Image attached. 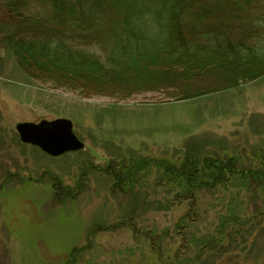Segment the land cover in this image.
<instances>
[{
	"label": "rangeland",
	"instance_id": "rangeland-1",
	"mask_svg": "<svg viewBox=\"0 0 264 264\" xmlns=\"http://www.w3.org/2000/svg\"><path fill=\"white\" fill-rule=\"evenodd\" d=\"M11 1L0 0V264H70L77 249L72 264H264V75L60 82L15 55L36 32ZM19 9L48 23L37 3ZM105 37L75 47L104 61ZM254 37L264 48V27ZM59 118L84 150L50 157L16 132ZM219 163L234 168L212 185Z\"/></svg>",
	"mask_w": 264,
	"mask_h": 264
},
{
	"label": "trees",
	"instance_id": "trees-1",
	"mask_svg": "<svg viewBox=\"0 0 264 264\" xmlns=\"http://www.w3.org/2000/svg\"><path fill=\"white\" fill-rule=\"evenodd\" d=\"M32 3L41 5L48 23L65 29L53 34L48 23L39 25L31 13L19 11ZM10 7L22 18V32L30 33L28 27L36 32L13 45L21 64L67 84L80 76L99 80L103 88L116 78L140 88L177 76L218 77L228 83L264 75V48L249 43L264 27V15L256 11L264 8V0H12ZM101 33L107 40L97 39L95 45L106 55L104 61L76 49ZM176 67L183 69L180 75L173 74ZM231 167H214L212 185L220 184ZM83 250L74 251L70 264Z\"/></svg>",
	"mask_w": 264,
	"mask_h": 264
},
{
	"label": "water",
	"instance_id": "water-1",
	"mask_svg": "<svg viewBox=\"0 0 264 264\" xmlns=\"http://www.w3.org/2000/svg\"><path fill=\"white\" fill-rule=\"evenodd\" d=\"M16 132L22 143L37 147L54 158L85 149V144L74 131L73 122L65 118L19 123Z\"/></svg>",
	"mask_w": 264,
	"mask_h": 264
}]
</instances>
